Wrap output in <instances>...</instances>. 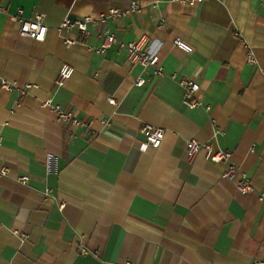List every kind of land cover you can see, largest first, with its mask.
I'll return each mask as SVG.
<instances>
[{"label":"crops","instance_id":"0c3cea01","mask_svg":"<svg viewBox=\"0 0 264 264\" xmlns=\"http://www.w3.org/2000/svg\"><path fill=\"white\" fill-rule=\"evenodd\" d=\"M131 1L0 0V80L30 84L26 92L0 84V169H7L0 264H251L264 257V4L138 0L139 11L91 25L87 35L59 28L66 16ZM19 8L26 17L44 14L45 40L19 34L12 17ZM107 29L127 42L147 35L143 46L158 54L164 73L130 62L117 45L97 52V32ZM67 37L74 42L66 45ZM176 37L193 50L178 47ZM249 48L255 65L247 63ZM62 64L74 73L59 87ZM183 79L199 84L194 96L203 105H187ZM55 105L83 124L61 121ZM147 123L165 130L158 148L141 146ZM192 137L230 150L254 189L240 191L239 174L226 176L228 163L204 151L190 160ZM48 152L59 156L56 173L45 170Z\"/></svg>","mask_w":264,"mask_h":264},{"label":"built area","instance_id":"2783aa9c","mask_svg":"<svg viewBox=\"0 0 264 264\" xmlns=\"http://www.w3.org/2000/svg\"><path fill=\"white\" fill-rule=\"evenodd\" d=\"M164 0H153L152 4L157 7ZM182 3H201L204 0H177ZM262 4H264V0H261ZM142 3L138 0H132L128 7L118 8L115 6L109 7L105 12L94 16H85L83 18L73 19L69 16H66L61 22L59 28L70 30V29H78L82 34L87 35L92 32L91 25H95L99 22H107L108 20H115L121 18L123 16H127L135 11H139L141 9ZM0 11H6V7L0 2ZM15 21L19 23L18 32L21 35L31 37L36 40H45L49 26L44 21V14L42 12H35L33 17H26L23 14V10L21 8L12 16ZM97 35L103 39V42L100 46L96 48L97 52L104 53L107 49L111 48L113 45H117L119 48L125 49L127 52V58L130 62L134 64H140L145 68H152L154 75H162L164 73L163 64L160 61L158 54L150 52L146 50L143 46L144 42L147 40L148 36L143 35L141 38L135 41H125L118 38L112 31L105 30L102 32H97ZM65 44L70 45L74 42L71 38H65ZM174 43L183 49L186 52H191L193 47L186 41L182 40L179 37L174 39ZM247 63L250 65H255L257 63V57L252 48L248 50ZM264 72V67L262 68ZM74 73L73 66L69 64H62L59 68L58 74L55 79L56 86H63L66 80H68ZM145 83V78L142 76H138L135 84L137 86H142ZM182 85L184 86L185 92V102L190 107H197L203 105V102L196 98L194 95L199 89V84L190 79L181 80ZM1 86L8 90L12 91L15 88H18L21 92H26V86L21 87L17 84L8 81L4 78L0 80ZM110 100L113 101L112 97H109ZM47 104H49L47 102ZM54 109L58 112L59 119L66 123L69 126H78L83 123L79 118H77L73 112L62 108L60 105H55ZM13 112V110H12ZM103 123H107V119H102ZM141 133L144 135V140L142 141V148H158L161 145V142L165 135L164 128L160 126H155L152 124H144L141 127ZM218 131L214 132V137L217 135ZM185 150L187 156L190 160H193L197 154L201 151L206 153L208 159L214 162H227L228 166L224 172L226 176L234 177L236 172L239 174V181L237 183V187L242 192L252 191L253 185L251 183L250 178L247 176L245 172H243L237 164L232 159V152L228 149H223L219 147H215V143L210 141H201L197 138H189L186 142ZM58 163L59 156L55 153L48 152L45 157V170L47 173H56L58 172ZM7 169L5 167L0 169V174H6ZM22 181L28 180V176H20ZM48 194V192H46ZM261 198L264 199L263 194H261ZM127 264H136L134 261H128ZM251 264H264V257H257L251 261Z\"/></svg>","mask_w":264,"mask_h":264}]
</instances>
